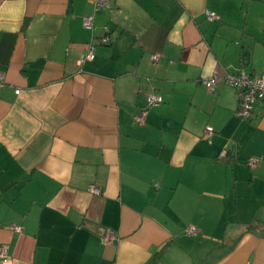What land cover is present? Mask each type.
<instances>
[{
	"label": "crops",
	"instance_id": "obj_1",
	"mask_svg": "<svg viewBox=\"0 0 264 264\" xmlns=\"http://www.w3.org/2000/svg\"><path fill=\"white\" fill-rule=\"evenodd\" d=\"M239 68H264V0H0V264H264V101L237 116Z\"/></svg>",
	"mask_w": 264,
	"mask_h": 264
},
{
	"label": "built area",
	"instance_id": "obj_2",
	"mask_svg": "<svg viewBox=\"0 0 264 264\" xmlns=\"http://www.w3.org/2000/svg\"><path fill=\"white\" fill-rule=\"evenodd\" d=\"M93 4L94 11L106 8L110 6L111 0H91ZM208 20H214L217 18V15L213 12H207ZM93 14H89L83 18V25L88 29H93ZM108 30V29H107ZM109 36L104 35L100 38L101 43H108ZM94 43H89L87 48L83 53L78 56L77 64L78 66H82L85 61H90L94 59ZM159 58L158 54H153L151 59L153 61H157ZM220 80L218 75H214L211 79L203 80V83L206 87L211 89L216 81ZM223 80L235 88L237 90L238 95V107L236 110L237 116L242 119H248L253 114V110L255 105L258 102L264 101V68H262L259 75H251L250 73L246 72L245 70L239 68L236 71L226 74L223 77ZM4 82V75L0 72V83ZM19 90L17 89L16 92ZM145 106L142 108L141 112L135 116V120L139 123H142L147 111L153 105H156L162 102L161 95L154 94V93H146L145 96ZM212 127H206V133L210 134L212 132ZM226 151L223 150L220 152V156H225ZM258 159L255 157H250L248 159V164L253 167L257 164ZM88 190L94 194L101 193V190L96 187L95 185H89ZM13 229L17 232L20 231L21 227L19 225H14ZM186 233L189 235H195L197 233V229L194 226H189L186 229ZM112 236L111 233H108V237ZM7 245L0 246V257L4 260L7 259L6 255Z\"/></svg>",
	"mask_w": 264,
	"mask_h": 264
},
{
	"label": "water",
	"instance_id": "obj_3",
	"mask_svg": "<svg viewBox=\"0 0 264 264\" xmlns=\"http://www.w3.org/2000/svg\"><path fill=\"white\" fill-rule=\"evenodd\" d=\"M244 54L248 56V52H245Z\"/></svg>",
	"mask_w": 264,
	"mask_h": 264
},
{
	"label": "trees",
	"instance_id": "obj_4",
	"mask_svg": "<svg viewBox=\"0 0 264 264\" xmlns=\"http://www.w3.org/2000/svg\"><path fill=\"white\" fill-rule=\"evenodd\" d=\"M243 59H245V57H243Z\"/></svg>",
	"mask_w": 264,
	"mask_h": 264
}]
</instances>
